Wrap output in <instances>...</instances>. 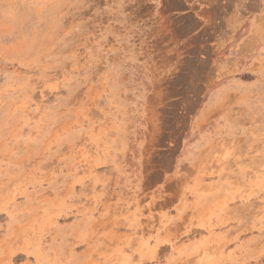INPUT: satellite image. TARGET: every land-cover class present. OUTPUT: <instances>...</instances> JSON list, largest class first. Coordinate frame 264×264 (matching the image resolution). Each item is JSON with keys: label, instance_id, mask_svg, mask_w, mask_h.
Listing matches in <instances>:
<instances>
[{"label": "rangeland", "instance_id": "rangeland-1", "mask_svg": "<svg viewBox=\"0 0 264 264\" xmlns=\"http://www.w3.org/2000/svg\"><path fill=\"white\" fill-rule=\"evenodd\" d=\"M0 264H264V0H0Z\"/></svg>", "mask_w": 264, "mask_h": 264}]
</instances>
